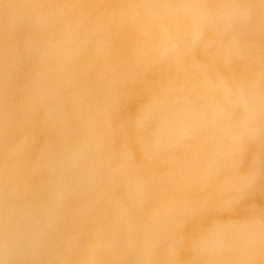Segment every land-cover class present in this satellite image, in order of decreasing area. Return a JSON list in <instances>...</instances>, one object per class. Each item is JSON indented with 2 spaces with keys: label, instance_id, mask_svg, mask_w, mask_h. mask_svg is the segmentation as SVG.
Here are the masks:
<instances>
[{
  "label": "clouds",
  "instance_id": "1",
  "mask_svg": "<svg viewBox=\"0 0 264 264\" xmlns=\"http://www.w3.org/2000/svg\"><path fill=\"white\" fill-rule=\"evenodd\" d=\"M0 264H264V0H0Z\"/></svg>",
  "mask_w": 264,
  "mask_h": 264
}]
</instances>
